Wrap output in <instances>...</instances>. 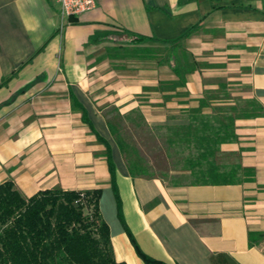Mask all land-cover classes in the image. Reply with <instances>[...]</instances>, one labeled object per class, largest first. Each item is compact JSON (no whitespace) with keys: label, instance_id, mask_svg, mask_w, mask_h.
Segmentation results:
<instances>
[{"label":"crops","instance_id":"0c3cea01","mask_svg":"<svg viewBox=\"0 0 264 264\" xmlns=\"http://www.w3.org/2000/svg\"><path fill=\"white\" fill-rule=\"evenodd\" d=\"M192 62L183 88L158 89ZM222 85L264 108V0H95L68 17L56 0H0V184L24 197L100 189L117 262L145 264L131 235L166 264H264V237L248 240L264 233V115L238 119L217 153L253 181L217 185L132 177L106 123L116 109L140 111L149 127L186 125L190 99ZM72 96L110 146L115 187Z\"/></svg>","mask_w":264,"mask_h":264},{"label":"trees","instance_id":"16d2710c","mask_svg":"<svg viewBox=\"0 0 264 264\" xmlns=\"http://www.w3.org/2000/svg\"><path fill=\"white\" fill-rule=\"evenodd\" d=\"M146 39L145 36H135L131 43H141ZM140 52L145 54L146 49ZM148 52L152 56L153 53ZM197 67L196 62L185 64L182 69L176 67L177 80L161 83L158 89L169 92L183 88L185 74ZM220 88L225 89L226 86ZM213 92L205 90L202 96L190 99L196 104L183 110L189 119L186 125L149 127L138 110L128 114H120L116 109L108 112V129L132 177L156 175L148 161L139 155L137 145L122 138L123 121L160 136L158 139L171 166L169 171H174L169 180L171 183H180L182 179H188L190 184L216 185L253 181L252 168L237 163L221 165L217 153L222 143L236 139L235 123L238 119L263 116L264 108L255 99H245V106L239 108L235 103L220 100ZM176 96L187 97L184 91L178 92ZM72 102L80 110L82 121L89 130L104 143V156L112 187H115V166L109 144L95 132L86 110L73 96ZM116 119L120 121L116 122ZM100 192V189L75 191L51 188L24 197L11 180L2 182L0 264H126L117 262L113 257L109 229L98 209ZM260 237L263 238L264 233L249 232L250 245ZM130 240L136 254L145 264H166L144 254L131 235Z\"/></svg>","mask_w":264,"mask_h":264},{"label":"rangeland","instance_id":"374dc122","mask_svg":"<svg viewBox=\"0 0 264 264\" xmlns=\"http://www.w3.org/2000/svg\"><path fill=\"white\" fill-rule=\"evenodd\" d=\"M213 94L220 100H224L229 104H236L237 107L243 108L245 106V99L239 98L235 90L226 91L225 89L212 90ZM114 117V114H111ZM119 122V119L115 120ZM123 127L121 130V136L129 143H135L139 149V155L144 157L150 166L152 171H155V175L169 181L174 171H169L171 168L169 159L165 157L163 146L160 143V136L158 134L147 132L144 128L133 126L127 121H123ZM162 132H159L161 134ZM230 162H234L233 158H227ZM225 165V166H230ZM149 168V167H148ZM155 169V170H154ZM154 173V172H153ZM182 182L189 183L188 179H182Z\"/></svg>","mask_w":264,"mask_h":264},{"label":"built area","instance_id":"2783aa9c","mask_svg":"<svg viewBox=\"0 0 264 264\" xmlns=\"http://www.w3.org/2000/svg\"><path fill=\"white\" fill-rule=\"evenodd\" d=\"M63 16H79L95 7V0H56Z\"/></svg>","mask_w":264,"mask_h":264}]
</instances>
